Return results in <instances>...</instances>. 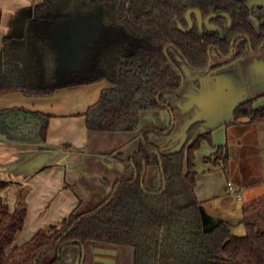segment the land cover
I'll use <instances>...</instances> for the list:
<instances>
[{"label": "trees", "instance_id": "1", "mask_svg": "<svg viewBox=\"0 0 264 264\" xmlns=\"http://www.w3.org/2000/svg\"><path fill=\"white\" fill-rule=\"evenodd\" d=\"M190 10H198L203 20L213 15L203 25L202 37L193 11V29L180 30L188 27L185 16ZM252 18L257 19V28ZM263 49L264 4L41 0L34 5L24 37L2 41L0 97L47 98L60 90L106 82L109 86L81 115L86 129L132 134L139 130L142 114L168 109L165 97L178 95L183 88L184 75L171 52L189 69L202 73ZM213 52L223 63L209 67ZM255 100L240 103L233 111L234 119L264 121V106L255 108ZM13 110H0V135L45 143L50 116L35 112L41 127L27 132L1 119ZM202 125L193 121L185 130L182 148L171 153L161 152L148 132L138 135L136 152L122 161L133 170L132 178L116 181L112 192L92 209L78 211V206L59 227L41 228L21 245L14 242L24 228L27 208L11 210L3 195L11 183L0 180V264H58V257L48 263L43 258L52 251L88 243L129 247L133 264H264V194L241 207L244 235L233 234L223 220L209 231L203 228L195 153L203 141L212 144V139L210 133H199ZM227 159V145L206 158L224 166ZM149 169L159 175L155 191L145 187Z\"/></svg>", "mask_w": 264, "mask_h": 264}, {"label": "crops", "instance_id": "2", "mask_svg": "<svg viewBox=\"0 0 264 264\" xmlns=\"http://www.w3.org/2000/svg\"><path fill=\"white\" fill-rule=\"evenodd\" d=\"M40 1L0 0V73L3 39L24 37L26 25L34 16V5ZM244 1L249 5L264 2ZM221 62L216 59L212 63L219 65ZM185 84L179 95L165 99L168 109L142 114L139 130L132 135L138 138V135L148 132L151 142L161 151V145L165 143L163 139L175 135L174 128L180 115L184 121V133L179 135L176 146L182 148L186 141V128L193 121H202L199 133H210L212 144L203 141L195 153L196 195L210 217L228 222L232 230L241 226L242 205L264 194V121L251 122L247 118L236 121L233 116V109L248 100L256 99L255 108L264 106V49L257 54L248 52L226 66L199 73L196 82H192L195 91L191 94H182ZM7 96L0 97V110H15L2 115L1 119L13 128L35 132L41 127V121L34 113L42 112L50 116L45 143L23 142L0 135V180L11 183L6 192L7 202L11 210L15 209L18 198H24L28 206L24 228L14 242L16 246L29 240L45 224L67 216L79 206L75 195L79 178L75 169L71 170L72 166L62 161L61 145L87 150L89 135L93 134H88L85 118L81 116L85 111L58 115L44 111V98L28 99L22 95V98H4ZM171 98H174V103ZM172 112L176 117L175 125L172 124ZM156 134L162 137L160 143L152 137ZM122 135L126 137L127 134ZM223 145L228 148L225 166L220 161L213 163L206 160ZM70 151H66L70 156L75 153L74 149ZM95 153L100 155L103 152L98 149ZM129 171L133 176V170ZM68 179L73 181L72 185H68ZM228 183L232 184L234 193L228 190ZM108 190L104 198L109 195ZM231 214L237 216L238 223L233 222ZM101 251L103 264L112 261L110 257L117 253L113 247L107 246Z\"/></svg>", "mask_w": 264, "mask_h": 264}, {"label": "rangeland", "instance_id": "3", "mask_svg": "<svg viewBox=\"0 0 264 264\" xmlns=\"http://www.w3.org/2000/svg\"><path fill=\"white\" fill-rule=\"evenodd\" d=\"M251 22L256 28L258 27V21L256 18H252ZM171 55L176 60L184 75V83L186 84L182 94H191L195 91V87L193 86L194 83L192 84V82H196L199 73L189 69L174 52H171ZM212 58L213 61L217 59V54L215 52H213ZM108 86V83L100 82L91 86H83L60 91L52 97L43 99L44 111L58 115L83 112L88 108L89 105L98 99L100 92ZM4 98L22 97H20V95L14 94L8 95ZM165 99L169 100L170 95H167ZM171 102L174 103V98H171ZM177 111L178 109H176V112ZM172 114L174 119L172 124L175 125L176 117L173 112L170 115L172 116ZM177 115H179V113H177ZM182 122L184 123V121L180 119L179 115L174 128L175 135L171 137L172 139H163L165 143L161 145V151H168L167 153H171L181 148V146H176V144L179 140V135H183L184 133V126ZM160 127L163 126L161 125ZM88 134L93 135H89V148L87 150H81L72 146L75 153L71 154L70 156L66 153V151H72L73 149H70L71 146H66L63 144L61 145L63 152L62 161L69 164L70 167L72 166L71 170L75 169L76 175L79 178L78 186L75 188V190L77 189L75 195L80 206L78 211H87L92 209L105 199L104 194L106 190L109 189L108 194L111 193V187L117 180L124 178L128 179L129 177H132L129 171L131 169L127 168L124 162L122 163V161L127 160L130 156L132 157L134 155H132V152L135 153L139 146V139L134 137L132 134H127L126 137L120 133ZM152 137L156 138V141L159 143L161 142L160 140L162 137L158 134L152 135ZM98 149H100V151L103 153L97 155L95 152L98 151ZM69 179L67 181L68 185H72L73 181ZM159 185L160 181L157 171L155 169H149L145 177V187L150 191H155ZM81 188L87 189L89 191H82ZM6 192L7 190L3 192L5 198L7 195ZM14 206L15 208H28L24 198H18ZM67 216H60L56 218L51 224L59 227L64 222V218ZM231 217L233 218L234 223H238L237 216L231 214ZM240 217L242 218V215H240ZM51 224H45L42 226V228H46ZM232 233L242 236L245 234V228L242 224L239 227L235 226V228L232 229ZM103 247L104 246L96 243H88L84 249L78 245L68 246L65 247L60 253L58 251H52L51 253L47 254L43 258V262L48 263L55 257H58V264H103L101 263V259L104 258L102 257L101 251ZM113 250H117V253L110 257L112 261H107V264H133V250L131 248L118 247L113 248Z\"/></svg>", "mask_w": 264, "mask_h": 264}, {"label": "water", "instance_id": "4", "mask_svg": "<svg viewBox=\"0 0 264 264\" xmlns=\"http://www.w3.org/2000/svg\"><path fill=\"white\" fill-rule=\"evenodd\" d=\"M195 12L196 13V15H197V18H198V24H199V30H200V33H201V37H202V29H203V25L211 18V17H213V15H210V16H208L205 20H203V18H202V15H201V13L198 11V10H190V11H188L187 12V14H186V20H187V22H188V28L187 29H183V28H181V31L182 32H190L191 30H192V28H193V23H192V21H191V18H190V15H191V12ZM218 14H215V16H217ZM232 46H233V44H232ZM209 67H210V65H209ZM239 105V104H238ZM237 105V106H238ZM236 106V107H237ZM235 107V108H236ZM234 108V109H235ZM234 109H233V111H234ZM196 121H199V120H196ZM143 179H144V176H142V178H141V181L143 182ZM200 213H201V219H202V223H203V228H204V230L205 231H209V230H211L214 226H216L217 225V223L219 222V220H217V219H215V218H213V217H210L206 212H205V210L203 209V207H201L200 208ZM83 249H84V247H82ZM84 251V250H83Z\"/></svg>", "mask_w": 264, "mask_h": 264}, {"label": "flooded vegetation", "instance_id": "5", "mask_svg": "<svg viewBox=\"0 0 264 264\" xmlns=\"http://www.w3.org/2000/svg\"><path fill=\"white\" fill-rule=\"evenodd\" d=\"M263 4H264V2H263L261 5H263ZM248 5H249V4H248ZM185 18H186V16H185ZM188 26H189V25H188ZM187 28H188V27H187ZM187 28H185V29H187ZM183 29H184V28H183ZM192 29H193V28H192ZM180 30H181V29H180ZM184 33H186V32H184ZM232 44H233L232 49H233V52H234V50H235V49H234V42H233ZM217 59H219L220 61H222L221 64L223 63V59H221V58L218 57V56H217ZM234 61H235V60H234ZM212 62H213V58H212V56H211V64H210V66L213 65ZM232 62H233V61H232ZM232 62H231V63H232ZM221 64H219V65H221ZM229 64H230V63H229ZM223 66H226V65H223ZM221 67H222V66H221ZM218 68H219V67H218Z\"/></svg>", "mask_w": 264, "mask_h": 264}, {"label": "built area", "instance_id": "6", "mask_svg": "<svg viewBox=\"0 0 264 264\" xmlns=\"http://www.w3.org/2000/svg\"><path fill=\"white\" fill-rule=\"evenodd\" d=\"M227 185H228V190H229L230 192L234 193L235 190L233 189L232 184H231V183H228Z\"/></svg>", "mask_w": 264, "mask_h": 264}]
</instances>
